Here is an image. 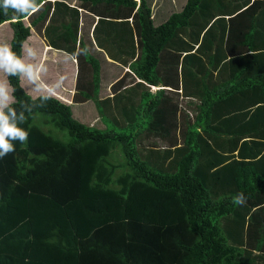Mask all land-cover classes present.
I'll list each match as a JSON object with an SVG mask.
<instances>
[{"label":"trees","instance_id":"16d2710c","mask_svg":"<svg viewBox=\"0 0 264 264\" xmlns=\"http://www.w3.org/2000/svg\"><path fill=\"white\" fill-rule=\"evenodd\" d=\"M79 1L0 0V264H264V0H184L157 24L146 0ZM30 27L78 54L73 98L103 127L23 89ZM96 47L132 76L101 98Z\"/></svg>","mask_w":264,"mask_h":264},{"label":"rangeland","instance_id":"374dc122","mask_svg":"<svg viewBox=\"0 0 264 264\" xmlns=\"http://www.w3.org/2000/svg\"><path fill=\"white\" fill-rule=\"evenodd\" d=\"M146 1L149 3L151 9L150 15L152 16L154 24L163 21L171 11L178 10L184 2V0H146ZM82 20L83 23H86V18ZM27 21L28 18L23 19L24 23H27ZM35 30H36L35 28L30 27V34L26 37V39L23 41L21 45L22 59L19 63L22 66L21 72L19 74L20 83L24 88V90L31 96H35L43 93L42 91L38 93L37 92L39 90L38 85H36L35 82H30L29 80L32 79L33 77L32 76L33 67L36 66L35 73L37 77L41 76L42 77L41 79H46L49 82H52V79H61V77L65 79L71 78L72 77L71 74L73 73V67L72 70H70L69 68V60L71 56L68 55L66 52H63V54H61L58 58L56 57L52 58L51 56L54 53L52 50L45 52V49L43 48L41 49V45L39 43H36V40L38 39L37 34L39 36L41 35L39 33H36ZM10 37H11L10 25L7 21H2L0 23V95L2 97V100H0V108L4 106L6 103L10 102L11 99H13V97H11L10 93L8 92L9 88L5 78V59H4L5 58L4 55L7 53L9 48ZM38 41L40 42L39 39ZM98 51L104 55L103 52H101L100 50ZM78 59H79L78 54L76 59L73 57V61L77 64H78ZM48 60L51 61V63H53L50 66V68L48 67L50 63H47ZM81 64L84 65L83 62ZM84 68L85 71H87V74L89 75L90 73L89 67L85 66ZM99 68L101 69V75H100L101 77L103 78L109 77L108 79H102V85H101L102 89L105 88L107 89V83L110 82L115 76L117 77L122 73L124 75L125 81L130 80L127 78H132L131 74L128 71L123 72L124 68L126 67H122L118 62L107 65L105 67L106 69H104V66L101 63ZM79 72L80 71H78V73ZM149 87L150 89L152 88V86L150 85ZM25 88H27V90ZM28 89L30 90V92ZM74 91H75V84L73 88H71V91L68 90V92L70 93V94L68 93L69 94L68 99L64 100L65 102L70 104L73 116L79 119L81 122H86V123L88 122L103 127V124L96 116L97 110L95 108L93 100L91 98H87L86 100H84V102L75 101V99L73 98ZM183 100L184 99L178 100L179 103H181V105H183ZM77 102H83V103L76 105ZM78 113L81 114L82 116H79ZM179 124L180 125L178 127L180 128L182 124L181 123ZM45 126L49 127L52 130L53 134L58 136L59 138L67 137L66 131H61L50 123L46 124ZM147 141L149 140L147 139ZM116 150L119 153V159H122L119 149L117 148Z\"/></svg>","mask_w":264,"mask_h":264},{"label":"crops","instance_id":"0c3cea01","mask_svg":"<svg viewBox=\"0 0 264 264\" xmlns=\"http://www.w3.org/2000/svg\"><path fill=\"white\" fill-rule=\"evenodd\" d=\"M64 1H66V2H68L69 4H74V5H79V3H80V1L79 0H64ZM78 10H79V26H81L80 27V30H78V32H77V34H79V36H82L83 37V39H85V41H86V43H87V46H88V48L90 49V51L92 50V45H91V43H90V40H88V39H86L88 36V38H90L91 37V27H92V25H93V20H94V18H95V15H93V14H91L90 12H88V11H86V10H84V9H82L81 7H78ZM92 16H93V18H92ZM86 18V23H83V20L82 19H85ZM88 26V27H87ZM88 28V29H87ZM37 37H38V39L40 40V42L38 41V39L36 40V43H39L40 45H41V49L42 48H44V47H47L46 49H45V52H47V51H49V50H52L54 53H53V55L51 56L52 58H54V57H56V58H58L61 54H63V50H61V49H57V48H53V47H51V46H49V45H47V44H45V41L42 39V37L41 36H39L38 34H37ZM91 41L93 42V40H92V38H91ZM23 43V42H22ZM96 49L97 50H100L101 52H103V50H101L100 48H98V47H96ZM96 53V55H99V56H101V58L99 59V65H101V63L103 64V66H104V69H106L105 67L107 66V65H109V64H111V63H116V62H118V61H116V60H113L112 58H110V57H108L107 56V54L105 53V51L103 52L104 53V55H100V54H98L97 52H95ZM68 54V53H67ZM68 55H70L71 57H70V60H69V68H70V70H72V67H73V73L71 74V78H68V79H65V78H63V77H61V79H52V82H49V81H47L46 79H41L42 77L40 76V77H37L36 76V73H35V67H33V69H32V79H29L30 80V82H35V84L36 85H38V93L39 92H43L42 94H50V95H53V96H56L57 98H59V99H61V100H67L68 99V97H69V92H68V90H70L71 91V88H73V86H74V84H75V78H76V69H77V63H75L74 61H73V55H71V54H68ZM5 56V55H4ZM3 56V57H4ZM46 56H47V54H46ZM75 58V57H74ZM5 59V58H4ZM21 59H22V54H21V56H20V58H19V63H20V61H21ZM76 59V58H75ZM110 61V62H109ZM116 61V62H115ZM47 63H50V65L48 66L49 68H50V66L53 64V63H51V61H49L48 60V62ZM75 63V64H74ZM122 67H126V68H124V71L123 72H126V71H128V67H127V63H125V64H122V63H120V62H118ZM35 65V64H34ZM33 65V66H34ZM123 65H126V66H123ZM5 68H6V63H5ZM129 72V71H128ZM83 73V77H84V79H88V74H87V71H83L82 72ZM123 74V73H122ZM101 75V69L99 68V79H98V89H97V93H96V95H97V97H99V98H101V97H103V96H106V95H109L110 94V92H111V84H112V82L113 81H115L120 75H118L117 77L115 76L110 82H108L107 83V89L105 88V89H102V79H108V78H103V77H101L100 76ZM125 79V78H124ZM127 79H130V80H128V81H123V83H128V82H130L131 81V79L132 78H127ZM60 80V81H59ZM135 80H137V79H135ZM20 81V80H19ZM6 82H7V80H6ZM60 83H61V86H60ZM21 84V83H20ZM128 84H131V83H128ZM7 85H8V92L10 93V86H9V84L7 83ZM150 86H152V88H151V90H153L156 86H158V85H153V84H149ZM22 86V85H21ZM154 86V87H153ZM106 87V86H105ZM110 87V88H109ZM24 89V88H23ZM26 90H27V88H25ZM29 90V89H28ZM29 92H30V90H29ZM69 93V94H68ZM11 95V94H10ZM36 96V95H35ZM8 97H9V94H8ZM12 97V96H11ZM0 100H2V97H1V95H0ZM10 100V99H9ZM12 100V99H11ZM10 100V101H11ZM65 102V101H64ZM84 102V101H83ZM83 102H77L76 103V105H79V104H81V103H83ZM7 104V103H6ZM5 104V105H6ZM78 115L79 116H82L81 114H79L78 113ZM76 118V117H75ZM85 123V122H84ZM88 123V122H87ZM89 124H91V123H89Z\"/></svg>","mask_w":264,"mask_h":264},{"label":"clouds","instance_id":"9594fccd","mask_svg":"<svg viewBox=\"0 0 264 264\" xmlns=\"http://www.w3.org/2000/svg\"><path fill=\"white\" fill-rule=\"evenodd\" d=\"M95 18H96V16H95ZM157 87H159V86H156L154 89H156ZM3 107V106H2Z\"/></svg>","mask_w":264,"mask_h":264}]
</instances>
